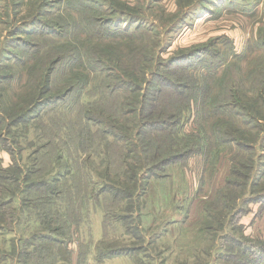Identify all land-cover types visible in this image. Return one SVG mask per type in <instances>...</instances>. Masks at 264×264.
I'll return each instance as SVG.
<instances>
[{
  "label": "rangeland",
  "instance_id": "1",
  "mask_svg": "<svg viewBox=\"0 0 264 264\" xmlns=\"http://www.w3.org/2000/svg\"><path fill=\"white\" fill-rule=\"evenodd\" d=\"M88 2L90 5L86 9H76V0H0V51L2 48L7 50L0 55V75L1 72L12 74V78L0 86V112L4 110L8 116L16 111L6 119L7 123L24 106L25 95L35 88L36 75L39 81L41 76L44 77L45 64L53 58L48 50L53 49L52 53L62 57L53 66L54 100L34 110L32 119L14 125L7 134L8 148L0 146V168L12 169L18 164L20 174L27 173L29 169L36 170L31 179L37 180L53 170L52 161L59 156L58 167L63 170L72 168L76 185L69 193L66 184L70 180H61L58 185H62L56 189L64 193L53 198L45 188H40L38 192L32 188L25 195L17 194L21 202L15 200L12 204L13 222L0 229V264H19L20 259L26 264H228L224 256L213 260L215 251L211 249L213 245L220 248L221 241L216 231L208 229L219 227L209 218L218 216L227 203L228 199L222 196L225 192L219 193L226 180L232 176V181H243L236 173H243L244 170L238 164L235 167L230 157L237 156L235 151L240 155L244 153L237 148L229 151L232 146L225 144L220 145L226 152L222 151L219 147V130L215 129L227 127L224 128L226 133L229 130L234 136L240 128L237 134L243 131V141L249 142L259 137V144L264 145V122L256 124L253 121L248 126H242L241 120L247 116H234L237 110L235 105L232 111L224 113L226 117L223 119L205 115L204 112L213 107H201L200 103L196 113L195 107L197 102L209 101L214 97L219 102L236 103L229 92L232 89L240 99V103H236L239 108L237 112L264 111L263 101L254 102L264 95V0ZM100 2L102 12L97 8ZM118 14H122L124 19L130 17L131 21L126 24L132 27L125 24L126 29L122 26L123 30L120 31L109 25L102 28L101 23ZM92 16L99 21L93 25L101 34L91 31L93 27L89 22ZM34 17H38L44 25L37 23L36 34H26L31 31L32 25L28 23ZM45 24L63 32L49 37L41 29ZM10 32L15 33L9 35ZM17 37H22L29 44H22V49L17 48L21 42L9 41ZM28 45L35 48L30 49ZM26 50L39 53L36 57L38 60L20 61L19 58H30ZM73 50H79L92 65L86 63L84 68L79 62H74L79 59L73 57L77 56ZM64 54L73 57L72 62L66 61L68 57ZM172 57L173 64L167 68V62ZM99 61H104L110 70H101L104 66ZM209 74H218L219 82H207ZM125 80L127 83L124 84L122 81ZM149 80L152 86L145 114L147 119L163 124L150 131L144 129V133L137 136L138 145L134 147L131 144L126 149L122 142L119 143L117 138L104 131L114 132L117 136L128 134L130 140L134 138L135 125L138 124V131H142L137 113L126 117L123 113L138 107L136 102L140 101L141 95L139 93L136 98L132 92L134 84L144 88ZM70 81L74 82L73 89L69 87ZM170 82L180 84L182 87L179 91L187 95L178 97L174 91L178 86L170 88ZM190 100L191 113L164 123L167 109L182 108ZM200 108H203V112H200ZM40 109L42 111L38 115ZM220 120L226 123L218 122ZM121 124L131 126L127 133L118 129ZM199 126L210 137V141L205 140L208 146L204 148V153L193 154L183 161L154 170L155 175L149 179L146 191L137 198L136 206L133 204L134 209L129 213L130 201L114 199L110 193L104 194L106 192L102 190L105 187L102 186L105 185L104 179L108 178L105 173L110 168L112 181L119 180V183L126 178L129 163L135 164L136 172L142 176L158 146H162L159 154L163 155L164 148L167 147L168 151L172 142L178 146L189 144L191 140L186 135L202 130ZM205 130L202 132L205 133ZM148 139L153 142L154 149L147 147ZM218 148L221 154L216 158ZM260 150L264 152V147ZM108 164L111 167H107ZM235 168L236 173L232 175ZM246 173L250 183L247 189L256 190L257 194L264 193V165L260 168L256 165ZM92 179L97 181L96 192L101 190V195H104V205L96 204L93 195L90 197L94 186L88 183ZM8 184L10 186L11 183ZM71 194L77 198L76 204H71L74 208L82 206L84 215L77 228H73V234L64 237L70 252L64 248L59 250L61 246L58 245L53 249L51 242H45L46 246L40 250L28 249L29 253L24 252L23 242L19 243V249L14 247L19 238L30 236L40 225L32 220L34 210L27 212L30 218H24L21 225L14 220L20 214L18 209L23 201L38 200L41 204L39 197L42 196L47 201L43 202L47 204L43 209L47 214L51 213V209L60 207L67 218H75L72 209H67L69 202L66 195ZM229 194L231 192H226V195ZM87 196L93 203H88V199L82 203V198ZM252 200L241 225L246 235L264 238V202L262 199ZM105 208L115 210L117 214L132 215L122 223L106 222L109 214L107 211L105 213ZM206 214L208 217L204 219ZM28 220L31 223H27ZM127 227H130V233L125 232ZM100 242L104 246L115 242L139 245L146 251L96 261L94 254Z\"/></svg>",
  "mask_w": 264,
  "mask_h": 264
},
{
  "label": "trees",
  "instance_id": "2",
  "mask_svg": "<svg viewBox=\"0 0 264 264\" xmlns=\"http://www.w3.org/2000/svg\"><path fill=\"white\" fill-rule=\"evenodd\" d=\"M75 1V0H74ZM71 2V1H70ZM90 4L88 2V0H76V9H86V7H88ZM102 2H100L97 5V8L100 10V12L104 11L102 10L103 6ZM123 15H125L124 13H122ZM122 14H118L112 18H107V21H105L102 24V28L105 29L107 28V25H109L112 28H116L118 31L126 29V27H132L129 24V21H131V18L128 17L126 19L123 18ZM119 20L118 22H116V20ZM124 20V21H123ZM94 22H99L96 17L92 16L90 26H92V30L93 32H96L97 34H101V31L98 30V28L94 27ZM120 22V23H119ZM39 23L43 24L40 19L38 17H34L30 20V22L28 23V25H32L31 27V31L26 33V34H30V35H35V24ZM115 23H119V24H115ZM139 23V22H138ZM128 26H126V25ZM124 25L126 27H124ZM122 26L124 27L122 29ZM139 27V26H137ZM22 29V27L20 28ZM44 32V34L48 35L49 37H53L54 35H59L61 34V32H63L61 29L55 27V26H51L50 24H45V26H43L41 28ZM61 31V32H60ZM15 33V32H14ZM14 33H11L9 35H14ZM51 35H50V34ZM13 40V41H12ZM21 42L20 45L17 47L19 49H22V44H29V42H27V40H24L22 37H17L15 39L11 38L9 39V41L11 42ZM264 44V43H263ZM39 44L37 43L36 48H38ZM28 47L30 49H34L35 47H33V45H28ZM26 47V49L28 48ZM46 48V47H44ZM48 49V48H47ZM53 49H50L48 51L49 54L52 55V59H50L46 64H45V69H44V77L41 76V81L38 80V77L36 75L35 79H36V86L35 88L30 92H28L24 99H23V103L24 106L18 110V113L13 116L11 118L10 123L6 122V119L10 116L13 115L9 114L8 116H6V111H1L0 112V146L4 147V148H8L7 147V134L10 133L11 129L14 127V125L19 124L23 121L28 120L29 118L32 119V113L34 110H38L39 107H42L43 104L47 103H51L52 100H54L53 94H54V88L52 85V73L54 71V63L56 64L57 61H59L60 59H62V57H57V55H55L54 53H52ZM7 50H5L4 48L1 49L0 51V55L2 52V55L4 52H6ZM74 51V50H73ZM25 52V51H24ZM34 51H29L26 50V54L30 57V58H19L20 61H25V60H38V58H36L37 56H39V53ZM76 53V57L73 56L74 58H78L79 61H74V62H79V65H83L84 68H86V63L90 64V60L84 58L85 56L82 55L79 50H75L74 51ZM37 53V54H36ZM36 54V56L34 57V55ZM68 54H64V56H66ZM56 57V58H55ZM68 57L66 61H70L72 62V58L70 56H66ZM104 60V59H103ZM173 57L167 62V68L168 66H171L173 64ZM92 62V61H91ZM172 62V63H171ZM94 64V62H92ZM100 64H102V66H104L102 69H106V70H110V68H108V66L104 65V61H99ZM2 65V64H0ZM92 65V64H90ZM141 66V65H140ZM107 67V68H106ZM214 73V71L212 72ZM3 75V76H1ZM0 75V86L2 85L3 82L9 81L12 78V74L10 72H6L2 73L1 72ZM208 75V73L206 74ZM201 77V76H200ZM218 77V74H213L210 75L208 77H206L207 82H219L220 77ZM139 78L136 80V82L138 83ZM124 84L127 83L126 80L122 81ZM74 83L73 81H70V88L73 89L74 88ZM134 84V88L132 89V92L134 94H136V98L140 93V101L136 102V104H138V107H134L131 110H128L126 113H123V115L126 117L128 114H133V113H137L138 115V120L141 122L140 124V128L142 127V131H138V124L134 126V128H136V132L134 134V138H132V140H130L128 134H121L119 136H117L116 134H114V132L111 131H104L105 134H112L115 138H117V141L119 143H123L125 145V148L127 149L128 145L132 146H137L138 145V137L137 136H141L144 133V129H148L149 131L154 128L157 125H161L163 124V122H159V121H154L152 119H147V114L146 113V104L147 101L149 99V93L151 90V86H152V82L149 80L147 83V85L142 88V85L139 84ZM170 88L176 87L177 88L174 89V91L176 92V95L178 97H183L187 95H184L185 92L184 91H179V89L182 87L180 84H176L174 82H170V84L168 85ZM210 86V85H209ZM141 87V88H140ZM232 89H229V92L231 93V97L233 96L236 103H240V99L239 96L237 94H234V92H232ZM259 101H263L264 103V95L258 97V99L254 102H259ZM197 101H195L196 103ZM191 103V100L188 102V104H186V106L182 107V108H177V109H167V118L166 121L164 123H168L171 122L173 120L178 119L179 117H182L183 114H189L191 113V108H189ZM201 107L202 106H209V107H213L212 110H207L205 111V115H212L215 117H218V119H223L225 118L226 114H224L226 111H232V107H235L237 110L236 112H234V116L236 117H241L242 115L247 116L246 119L241 120V124L242 126H248L247 124H250L254 121V123H258L261 124L264 122V111H256V112H249V111H245V112H237L239 110V108H237V104L235 102H219V100L214 97L211 98L209 101L203 100L202 102H197V106L195 107V113L196 110H199V104ZM143 104V105H142ZM210 104V105H209ZM148 105V104H147ZM241 108H243L241 106ZM141 109V110H139ZM190 109V111H189ZM138 110V111H136ZM41 109L40 112L38 113V115L41 113ZM200 112H203V108H200ZM37 115V114H36ZM142 115V117H141ZM150 117L155 119V117H153L150 114ZM120 119H118L119 121ZM220 123H226L223 120L218 121ZM103 123V122H101ZM164 126V125H162ZM202 130H205L203 127L199 126ZM131 128V126L129 124H121L118 126L119 130L122 131H126V133L129 131V129ZM220 128V126H219ZM215 129V130H219L218 133V139L219 140V147L220 145L223 146V144L225 145H231L232 148L230 147L229 151L233 152V148H237V149H241L242 152L244 153V155H240V153H236L235 154L237 156H233L230 157V160L233 164H238L240 166V168H242L244 170L243 173H236V168L233 170V174L234 175L236 173V175L239 174V177L243 179L242 182H238V181H232L230 178L232 176H230L224 186H222L219 190L220 192H225L224 194H222V196L224 198H227L228 200L226 205L222 208V211L220 212V214L218 216L215 217H211L209 218L210 221H215V224L217 223L219 225L218 228H212L209 227L208 229L212 230V231H216L218 233V235L220 236V248L213 245V249L215 251L213 260H218L220 258H223L228 264H264V238H253L250 235H246L243 227L241 225V220L244 217V215L247 213V206L248 204L251 202V200H261L264 202V193H259L256 192V190H252L251 189H247V185H250L249 183V179H248V174L246 173L249 170H253L256 165L257 167H261L262 165H264V160L262 161V158H264V152H262V150H260L262 147H264L263 144H259V137L256 139H251L249 142L243 141V131H239V133L237 134V129L235 131V135L233 136L231 134V132L228 130V132L226 133V130L224 128L223 129ZM163 129V128H162ZM228 129V128H227ZM247 129V128H246ZM260 129V128H258ZM140 130V129H139ZM202 130L196 131L194 134H191L189 136L186 135V137H189V139L191 140L189 144L186 145H182V146H178L176 143L172 142L170 148L167 151V147H165V154L160 155L159 154V150L162 148V146H158L157 147V151L155 152L154 156L152 158L149 159L148 161V167L146 168V172L145 174H143L142 176H139V174L136 172L135 170V164L129 163L128 165L130 166L129 171L125 172V176L126 178L123 179V182L119 183V180H115L112 181V174H110L111 168L109 169L108 173H105L106 177H108L106 180L104 179V183L105 185L102 187H105L104 190H102L103 192H106L104 194L110 193L111 196L114 199H121L122 201H130L128 205L131 206V209L127 212L129 213L131 210H133V204L137 203L138 199L140 198V196L146 191L147 188V183L149 181V179L151 178V176L155 175L154 174V170H161L164 165H168L170 163H176V162H180L183 161L185 158L190 157L193 154L196 153H204V148H207V144L205 143V140L207 139L208 141H210V137L207 135L206 130L205 133L202 132ZM222 131V132H221ZM264 131V129H263ZM247 132V131H246ZM223 134V135H222ZM247 134L251 135L250 133L247 132ZM137 137V142L134 143V139ZM150 137V136H147ZM185 137V136H184ZM245 139V138H244ZM50 140H48L47 146L50 145ZM153 142L150 141L149 139L147 140V147L154 149L153 147ZM220 149L222 150V148L220 147ZM219 150V148H218ZM127 151V150H126ZM132 152V150H130ZM225 151V150H222ZM39 152V151H38ZM38 152H35V155H38ZM226 152V151H225ZM207 153V152H205ZM220 150L218 151V154L216 155V158L219 157ZM227 154V153H226ZM246 154V156H245ZM232 155V154H231ZM48 156V154H47ZM239 156V157H238ZM59 157V156H58ZM56 156V159H54L53 162V170L48 173L47 175H44L38 179L41 180H33L31 179V177L34 175V173H36V170L31 171L30 169L27 171V173H22L21 172V168L18 164H15V167H13L12 169L9 168H0V229H4V225H9V223L11 222V215L13 216V210L11 209L12 204L14 203L15 200L19 199V196H17V194H27L32 188H35V191L38 192V190L40 191V188H45L46 191L51 194V198H53L54 196H59L60 194H63L64 191L63 190H57L56 187H60V185H58L60 183L61 180H70V183L66 184L67 187L69 188V193H71V190L73 188L76 187V185L74 184V179L73 177V169L72 168H68L67 170H63V168L58 167L57 165V161H59L60 159ZM236 157H238V162ZM38 162V159H35V163ZM56 164V166H55ZM107 167H111V164L106 165ZM148 171V173H147ZM151 174H150V173ZM116 172H114V175ZM164 175H161L160 177H163ZM166 176V175H165ZM44 177V178H43ZM105 177V176H104ZM144 181V183H143ZM11 183L10 186H8ZM89 186H94V190L90 193V197L95 198L94 202L96 204H103L104 202L102 197L104 195H101V190L98 191V193L95 190V187H98L97 185V181L95 179L91 180V183L89 184ZM253 186V185H252ZM39 187V188H38ZM235 189H237V191L235 192ZM231 192V194L226 195V192ZM264 191V190H263ZM11 192V193H10ZM10 193V194H9ZM257 194V195H256ZM5 195V196H4ZM101 195V196H100ZM254 195V196H253ZM50 196V195H48ZM106 196V195H105ZM90 197H83L82 198V203H84L85 199H88V203L92 202L93 200ZM258 197V198H255ZM41 204H39L38 200H25L23 201V203L20 205V208L18 209L20 214L19 216L14 219L17 220L18 225H21L24 218L29 219L30 218V214L33 210L35 211L34 213V221L38 222L40 225L37 228V230H35L34 232H32L30 234V236H24L18 239V243H15L14 247H18L19 249V243L24 244V252H28V249H35V250H40L41 248H44L46 246L45 242H51L53 243V249H55V246L58 245L59 247L61 246V248H59V250H62V248H64L67 252H70L68 250V245L67 244V240L66 238L64 239V237L67 234H73V228H77V226L82 222L83 219V215H84V208L81 206L79 208H74L72 204H76L77 202V198L74 195H66V201L69 202L67 204V209L71 208L72 209V213L75 214V218H67L64 214L61 213L60 207L58 209H51L50 207V211L51 213H46V211H44L43 209L47 206L46 203L47 201H44L42 196L39 197ZM50 198V197H47ZM261 198V199H260ZM51 200V199H50ZM50 200H48V202H50ZM252 200V201H253ZM260 201V203L262 204L263 202ZM21 200H18V203H20ZM35 202V203H34ZM44 202V203H43ZM31 203V204H30ZM72 203V204H71ZM29 206L28 208H25ZM136 206V204H135ZM31 208V209H30ZM137 209H139V206H137ZM205 210V209H204ZM203 210V211H204ZM106 211L108 212L109 216L107 218H105L106 222H118V223H122L125 219L127 218H131L130 215L132 214H117L118 212L115 210H107V208H105V213ZM78 212V213H77ZM55 213V214H54ZM77 213V215H76ZM47 214V215H46ZM107 214V213H106ZM29 215V216H27ZM208 215L206 214V216H204V219H207ZM32 218V216H31ZM13 222V221H12ZM11 222V223H12ZM27 223H31V220H28ZM126 225V223H125ZM130 227L125 228V232L130 233L129 230ZM132 229V228H131ZM68 236V235H67ZM140 238V237H139ZM142 239V237H141ZM104 243L100 242L97 246V253L96 255L94 254V258L96 259V261H103L107 258H112L115 256H120L122 254L125 255H136L142 252V250L146 251L145 249H142L141 246L139 245H128L125 243L119 244V242H115V243H110L107 245H103ZM100 245L101 246L100 248ZM96 251V249H95ZM222 251L223 254H222ZM39 252V251H38ZM80 253V252H79ZM78 253V254H79ZM217 254V255H216ZM80 255V254H79ZM3 258V257H2ZM68 260L71 259L70 256L67 257ZM26 264L25 262H22V260H19V264Z\"/></svg>",
  "mask_w": 264,
  "mask_h": 264
}]
</instances>
